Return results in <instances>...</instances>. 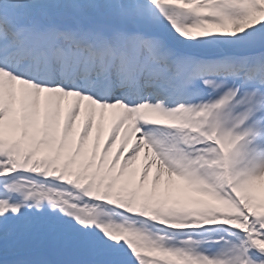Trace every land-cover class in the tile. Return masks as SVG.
<instances>
[{"label":"snow or ice","instance_id":"obj_1","mask_svg":"<svg viewBox=\"0 0 264 264\" xmlns=\"http://www.w3.org/2000/svg\"><path fill=\"white\" fill-rule=\"evenodd\" d=\"M0 264H264V0H0Z\"/></svg>","mask_w":264,"mask_h":264},{"label":"bare ground","instance_id":"obj_2","mask_svg":"<svg viewBox=\"0 0 264 264\" xmlns=\"http://www.w3.org/2000/svg\"><path fill=\"white\" fill-rule=\"evenodd\" d=\"M102 139H103V133H102ZM118 147H119V142H117V144L113 146L112 152L114 153Z\"/></svg>","mask_w":264,"mask_h":264}]
</instances>
